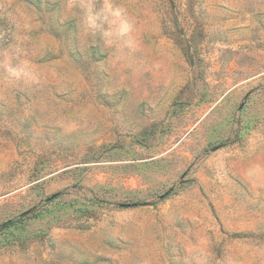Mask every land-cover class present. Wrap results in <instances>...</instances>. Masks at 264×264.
Returning a JSON list of instances; mask_svg holds the SVG:
<instances>
[{
  "label": "rangeland",
  "instance_id": "374dc122",
  "mask_svg": "<svg viewBox=\"0 0 264 264\" xmlns=\"http://www.w3.org/2000/svg\"><path fill=\"white\" fill-rule=\"evenodd\" d=\"M0 264H264V0H0Z\"/></svg>",
  "mask_w": 264,
  "mask_h": 264
}]
</instances>
